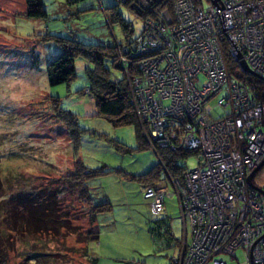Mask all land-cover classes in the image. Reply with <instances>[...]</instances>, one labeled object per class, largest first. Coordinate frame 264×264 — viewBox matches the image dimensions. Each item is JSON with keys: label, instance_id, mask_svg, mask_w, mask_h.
I'll return each instance as SVG.
<instances>
[{"label": "rangeland", "instance_id": "1", "mask_svg": "<svg viewBox=\"0 0 264 264\" xmlns=\"http://www.w3.org/2000/svg\"><path fill=\"white\" fill-rule=\"evenodd\" d=\"M42 3L48 16L39 19L27 15L26 0H0V203L8 209L16 202L9 200L11 194L35 193L46 186L61 188L60 178L72 170L75 158L88 167L105 169L88 181V187L93 204L108 201L111 208L93 221L90 206L77 192H59L57 201L60 213L69 221L68 231L61 229L56 236H17L9 247L7 264H91L90 255L98 257L96 264H171L168 257L175 248L163 246V239L151 232L166 214L176 236L181 237L183 222L176 197H166L163 214H152L143 196V183L137 178L160 162L158 146L138 148L133 125L114 126L97 114L96 104L86 92L89 63L85 58H75V77L69 84L51 85L46 75L47 63L61 51L55 36L90 45L118 42L125 47L142 31L144 17L119 0ZM112 73L120 77L123 71L114 68ZM199 78L205 79L202 74ZM50 95L58 96L60 105L72 111L84 129L77 151L68 129L52 111ZM109 139L120 141L128 150L116 148ZM185 161L188 168H194L198 156L191 154ZM253 182L264 185V165ZM22 210L29 217L35 207L29 204ZM186 224L190 232L188 221ZM88 229L99 231L96 242L87 243L80 237ZM46 251L54 252L55 257L48 254L51 260L44 263L33 260L39 258L35 254ZM236 257L229 264H250L240 248Z\"/></svg>", "mask_w": 264, "mask_h": 264}, {"label": "built area", "instance_id": "2", "mask_svg": "<svg viewBox=\"0 0 264 264\" xmlns=\"http://www.w3.org/2000/svg\"><path fill=\"white\" fill-rule=\"evenodd\" d=\"M156 1L133 0L144 14L131 51L144 53L139 72L128 75L126 47L119 63L152 149L183 147L198 156L181 178L142 187L152 214L176 197L182 235L170 228L162 245L177 249L171 264H229L239 248L249 263L264 264V185L253 182L255 174L247 182L251 155L264 154V101L254 84L228 71L224 56L226 45L264 78V0H208L203 7L176 0L171 11L155 10Z\"/></svg>", "mask_w": 264, "mask_h": 264}, {"label": "trees", "instance_id": "3", "mask_svg": "<svg viewBox=\"0 0 264 264\" xmlns=\"http://www.w3.org/2000/svg\"><path fill=\"white\" fill-rule=\"evenodd\" d=\"M26 1L28 5L27 15L29 17L39 19L47 18L48 14L42 0ZM68 1L72 4L79 0ZM119 1L125 5H129L138 16L144 17V14L138 13L134 8L133 0ZM174 1L175 0H160L156 9H167L171 11ZM193 1L195 4L199 5L208 2V0ZM115 18L123 23V20L118 18L117 15H115ZM124 27L127 28L128 26L124 24ZM54 39L60 45L61 51L46 65L48 83L51 85L59 83L69 84L75 77V58L78 56L85 58L89 63L86 67V74L88 77L86 92L95 102L97 114L112 122L114 126L133 125L139 137L138 148H143L147 145L150 146L143 136L135 108L130 101L128 76L119 63L120 56L123 54V49L126 47L128 51L124 52L123 55L126 58H130L128 75L133 76L139 72V68L137 67V60L139 58L131 53L134 48L133 46H135L136 39L130 41L125 47L120 46L118 42L113 44L90 45L71 38L55 36ZM224 56L228 71L235 74L239 79L247 80L249 83L254 84L259 92L260 100L264 101V79L249 72L242 71L236 60L227 51L226 45ZM114 68L121 69L123 71L122 76H114L112 73ZM48 98L50 99L54 115L63 122L68 129L69 138L74 151H77L80 144V136L84 129L79 127L76 115L60 105L58 96L50 95ZM109 141L120 150H128L127 146L120 141L114 139H109ZM157 149L156 151L160 162L154 164L146 172L137 176V178L142 181L143 185L165 180L167 175L181 178L187 167L185 159L189 155L194 154L193 150H187L182 147H178L176 150H170L166 147L159 146ZM179 159L183 160V163H180ZM103 170L105 171V169L98 167H88L83 164L80 159L74 158L72 170L65 172L60 178L63 181L61 188H50L46 186L43 189H38L35 193L29 190L28 192L11 194L9 200L15 199L16 202L9 205L8 209H5V205H1L0 203V212L3 211V215L0 217V264L8 263L10 257L9 247L17 236L25 237L27 235L36 234L56 236L61 229L67 230L69 221L60 213L57 201L58 193L63 190L67 192L75 191L78 193L79 198L90 206L89 215L90 219L93 221L97 214L110 210L111 204L108 201L92 203V196L88 187V181L100 175V173H103ZM0 190L2 191L1 186ZM29 204H32L35 210L31 212L32 216L30 214L28 217L24 210H20L23 206ZM168 220V216L164 214L161 219L156 221V225L151 232L153 237L156 235L162 238L169 232L171 223L169 221L168 225ZM80 237L87 243L90 241L96 242L99 237V231L88 229L85 233H80ZM48 254L55 257L54 252H38V254L35 255L39 256V258L35 259V257H33V260L36 261L41 259L43 263L46 261L49 262L51 258L47 256ZM90 261L91 264H96L97 256L90 255Z\"/></svg>", "mask_w": 264, "mask_h": 264}, {"label": "bare ground", "instance_id": "4", "mask_svg": "<svg viewBox=\"0 0 264 264\" xmlns=\"http://www.w3.org/2000/svg\"><path fill=\"white\" fill-rule=\"evenodd\" d=\"M194 2V1H193ZM194 5H196V6H200V7H203V5H199V4H195L194 3ZM135 55L137 56V53H135ZM140 55V54H139ZM141 57H144V53L142 54V55H140ZM140 56H138V58H140ZM243 59V58H242ZM244 60V59H243ZM245 61V60H244ZM236 62L238 63V65H239V67H240V64H239V62H238V59L236 60ZM129 66H130V63H129ZM240 69H241V67H240ZM242 70V69H241ZM243 71V70H242ZM245 72V71H244ZM251 74H254V75H257L256 73H251ZM257 76H259V75H257ZM260 78H263V77H261V76H259ZM264 79V78H263ZM257 90V89H256ZM258 95H259V92H258ZM260 98V97H259ZM178 148V147H177ZM176 148V149H177ZM183 148V147H182ZM176 149H173V150H176ZM184 149H186V148H184ZM171 150V149H170ZM187 150H191V149H187ZM251 159L253 160V164H252V170H251V172H253V174H256V171L262 166V165H264V154L263 155H261V154H253V155H251ZM250 159V160H251ZM250 172V173H251ZM249 173V174H250ZM248 174V175H249ZM248 177V176H247ZM185 226H187V224H186V222H185ZM171 229H172V227H171ZM172 231H173V229H172ZM174 232V231H173ZM235 258H237V257H235Z\"/></svg>", "mask_w": 264, "mask_h": 264}, {"label": "water", "instance_id": "5", "mask_svg": "<svg viewBox=\"0 0 264 264\" xmlns=\"http://www.w3.org/2000/svg\"><path fill=\"white\" fill-rule=\"evenodd\" d=\"M211 3L216 5L218 3V0H211ZM237 59H238V62L240 64V67L243 71L245 72H249V73H254L247 65V63L241 58V54L238 53L237 54ZM253 176V172H251L248 177H247V182L249 185H252L251 184V177ZM250 264H253L252 262Z\"/></svg>", "mask_w": 264, "mask_h": 264}, {"label": "crops", "instance_id": "6", "mask_svg": "<svg viewBox=\"0 0 264 264\" xmlns=\"http://www.w3.org/2000/svg\"><path fill=\"white\" fill-rule=\"evenodd\" d=\"M166 211V210H165ZM174 231V230H173ZM175 233V232H174ZM176 235V234H175ZM98 247V244L95 246V248H97ZM99 253H103V252H99ZM177 253V249H175L174 250V252L172 253V256H174L175 254ZM171 255L168 257V260H169V258H171L172 257ZM97 259H98V257H97Z\"/></svg>", "mask_w": 264, "mask_h": 264}]
</instances>
